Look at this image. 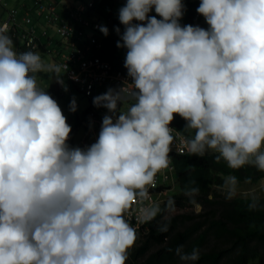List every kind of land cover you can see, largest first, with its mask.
Segmentation results:
<instances>
[{"label": "clouds", "instance_id": "9594fccd", "mask_svg": "<svg viewBox=\"0 0 264 264\" xmlns=\"http://www.w3.org/2000/svg\"><path fill=\"white\" fill-rule=\"evenodd\" d=\"M199 2L194 24L182 23L184 0L118 9L127 78L94 97L107 113L85 146L69 143L67 116L38 82L52 73L67 91L68 65L45 61L44 50L18 52L10 24L0 23V264H126L142 242L134 245L139 226L162 216L157 230L168 231L175 199L153 200L151 189L174 150L264 173V0ZM77 109L74 97L69 110ZM244 183L230 173L218 190L256 209L264 177ZM194 185L183 195L199 213ZM176 255L197 264L201 251L181 245Z\"/></svg>", "mask_w": 264, "mask_h": 264}, {"label": "trees", "instance_id": "16d2710c", "mask_svg": "<svg viewBox=\"0 0 264 264\" xmlns=\"http://www.w3.org/2000/svg\"><path fill=\"white\" fill-rule=\"evenodd\" d=\"M199 3V1L187 3L190 21L185 20L184 24H194L192 15ZM114 23L121 25L118 18ZM116 47L117 45L114 46ZM112 48L111 51L101 54L104 59L122 69L124 58L113 52ZM21 49L22 52L29 50L25 45H21ZM184 124L185 121L177 115L173 125L182 129ZM80 125L81 120L76 117V124H71L69 143L72 145L73 137ZM174 165L175 184L161 186L159 190L171 188L170 192H174L179 186L180 191L183 179L204 178L196 197L203 206V212L192 216L182 215L191 221L190 225H187V222L183 223L179 216L171 217L167 221V232L157 230L162 222V216H158L155 219L157 224L142 238L141 244L128 251L126 264H180L176 249L181 245L185 251H191L193 247L200 249L201 255L197 264H250L256 260L258 264H264V199L261 206L250 209V201L239 196L227 200L218 190L223 183V177L230 173L236 175L240 182L250 179L252 184H256L264 177V173L250 166L239 170L229 169L225 162H217L213 153L204 157L176 155ZM178 193L169 196L175 199L176 209L185 207L189 202L186 196Z\"/></svg>", "mask_w": 264, "mask_h": 264}, {"label": "built area", "instance_id": "2783aa9c", "mask_svg": "<svg viewBox=\"0 0 264 264\" xmlns=\"http://www.w3.org/2000/svg\"><path fill=\"white\" fill-rule=\"evenodd\" d=\"M99 1L22 0L24 16L19 18L20 9L13 7L9 10V18L0 22H8L10 35L21 39L22 45L29 50H44L56 63L68 65L69 71L65 75L69 83L75 85L90 100V105L83 114L77 109L72 115L80 117L82 126L89 129L94 140L98 136L102 117L107 113V109L93 104L94 97L106 92L109 87L120 85L127 78L124 65L122 69L117 68L101 56L102 52L110 50L115 44L99 30L101 25L109 28L112 22L96 17ZM3 4L7 6L5 0H0V5ZM34 17L39 18V21L34 23ZM73 74L78 79H72ZM176 155L187 153L185 151L181 154L179 150L171 153L169 168L161 170L155 178L156 187L151 189L153 200L165 201L169 197L171 188H159L175 184ZM154 225L156 220L139 226L134 245L148 235Z\"/></svg>", "mask_w": 264, "mask_h": 264}, {"label": "rangeland", "instance_id": "374dc122", "mask_svg": "<svg viewBox=\"0 0 264 264\" xmlns=\"http://www.w3.org/2000/svg\"><path fill=\"white\" fill-rule=\"evenodd\" d=\"M62 1H66V0H62ZM67 1H74V0H67ZM193 1H200V0H193ZM184 2L187 5L189 0H184ZM6 4H8V6H6V9H4L3 6L0 5V22H2L3 20H7L9 18V10H11L13 7L20 9L19 18H22L24 16V11L21 8L22 1L19 2L18 0H6ZM101 20L106 21L107 19L104 16H102ZM185 20L190 21L189 16H188V12L185 13ZM185 20H182V23H185ZM200 24H201V26H205V27L207 26L205 21H204L203 16H201ZM116 26L121 27V30H123V25H116L112 21V22H110L109 34H108V38L114 42L115 46L117 45V41L120 39L119 36L117 35V33L115 32ZM13 40L15 42L16 50L18 52H22L21 45H22L23 41L21 39H16V38H14ZM112 51L116 52V54H119L120 56L125 58L126 49H122L119 47H116V48L113 47ZM39 53L41 54L42 58L45 59V61L54 62L53 59L49 55H44V54H42V52H39ZM48 76H49V78H47ZM38 78H40V79L46 78L45 80H39L38 79V82L40 83L41 87L47 88V91L49 92V94L54 99H56L58 101V103L60 104L64 114L67 116L68 123L75 125L76 124V117H74L72 115V111L69 110V105H70L71 100L75 97L77 104H78V109H79L80 114L82 113L83 110H85L90 105V100L87 99L79 91V89L75 85L69 83L66 75H64V80H65V83L67 85V91H65L64 86H62L61 84L57 83L54 80L55 76L52 73H40V74H38ZM57 93H59V96L57 95ZM92 142H94V138H90L89 129L80 125V127L77 129V131L73 137V145L74 146L75 145L85 146V145H89ZM208 154H211V153H208ZM202 180L204 182V178L203 179L202 178H196L194 180L183 179L181 182L182 190L179 191V188H178L179 186H178L174 192H169L168 194H169V196L173 195L177 192H179L178 194H183L184 188L186 186H188L190 184V182L194 181L195 182L194 186L199 187L200 184H202L201 183ZM240 183H241V187L245 188V189L251 186L249 184H245L244 182H240ZM199 189L201 190L200 187H199ZM165 197H166V195L164 196V198ZM201 209L202 210L199 213H197L194 209V206L192 204H190L189 202H187L185 207H181L179 209H176V212L171 217L179 216L180 220L183 223L187 222V225H190L191 221L188 218L183 217L182 215L192 216L193 214H200L201 212H203V206L202 205H201ZM180 225L183 227L182 224H180ZM250 264H258V261L257 260L253 261Z\"/></svg>", "mask_w": 264, "mask_h": 264}, {"label": "crops", "instance_id": "0c3cea01", "mask_svg": "<svg viewBox=\"0 0 264 264\" xmlns=\"http://www.w3.org/2000/svg\"><path fill=\"white\" fill-rule=\"evenodd\" d=\"M18 1L21 2L22 0H18ZM192 1L193 0H189V3ZM125 2H126V0H100L98 2V6H97L98 15L96 17L101 19V17L104 16L107 20H111L114 22V20L118 18V9ZM1 6H3V8L6 9V6L4 4ZM7 6H8V4H7ZM32 20L34 23H36L39 21V18L34 17ZM183 20H185V17L183 18ZM109 51H111V50H106L105 52H109ZM101 56H102V54H101ZM49 76L47 78H49ZM38 79L39 80H45L46 78H44V79L38 78ZM57 95L59 96V93H57Z\"/></svg>", "mask_w": 264, "mask_h": 264}]
</instances>
